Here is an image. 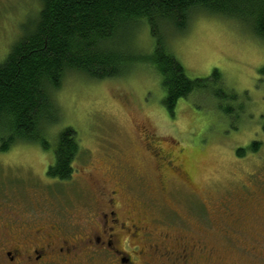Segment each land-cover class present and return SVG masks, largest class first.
Returning <instances> with one entry per match:
<instances>
[{
	"label": "rangeland",
	"instance_id": "1",
	"mask_svg": "<svg viewBox=\"0 0 264 264\" xmlns=\"http://www.w3.org/2000/svg\"><path fill=\"white\" fill-rule=\"evenodd\" d=\"M40 7V0H0V61L32 31ZM161 32L190 78L219 69L234 93L226 98L233 115L205 90L179 98L170 113L159 77L146 64L101 80L69 72L53 93L60 119L47 128L49 148L15 142L0 150V211L16 217L13 208L20 207L43 220L68 221L64 237L83 243L94 220L103 222L96 212L106 209L102 192L116 189L122 220L150 219L154 234H186L197 244L190 264H264V40L239 20L198 11L183 33L168 26ZM154 45L141 25L127 47L148 53ZM65 126L76 131L80 152L72 176L55 180L46 169ZM252 140L260 143L257 151L236 152ZM156 142L166 161L187 172V184L158 166Z\"/></svg>",
	"mask_w": 264,
	"mask_h": 264
},
{
	"label": "trees",
	"instance_id": "2",
	"mask_svg": "<svg viewBox=\"0 0 264 264\" xmlns=\"http://www.w3.org/2000/svg\"><path fill=\"white\" fill-rule=\"evenodd\" d=\"M32 31L21 37L0 61V150L15 142L50 144L47 128L59 121L53 93L69 72L101 80L125 75L134 65L146 64L159 77L163 104L172 113L179 98L205 90L229 116L233 108L221 72L213 68L205 78H190L168 50L161 27L183 33L195 12L226 16L245 24L264 40V0H40ZM149 27L152 51L130 52L127 44L135 29ZM264 118V116H263ZM264 129V121H263ZM53 161L46 174L55 180L72 176L80 152L76 131L65 126L55 134ZM252 140L246 150L257 151Z\"/></svg>",
	"mask_w": 264,
	"mask_h": 264
},
{
	"label": "flooded vegetation",
	"instance_id": "3",
	"mask_svg": "<svg viewBox=\"0 0 264 264\" xmlns=\"http://www.w3.org/2000/svg\"><path fill=\"white\" fill-rule=\"evenodd\" d=\"M150 140L153 142L152 138ZM151 147L155 151L149 153L156 154L158 166L165 167L170 176L187 184L189 176L180 164L166 161L167 156L161 155L164 150L159 143ZM158 159L165 160V164ZM164 189L160 185V190ZM117 192L116 189L102 192L106 209L96 212L103 222L94 220V225L81 238L85 239L83 243H70L64 237L68 221L59 222L54 218L51 221L49 217L43 220L20 207L13 208L18 210L14 213L16 217L3 214L1 210L0 264H190L196 243L190 242L186 234L173 238L161 230L154 234L155 229L149 226L150 219L126 215L122 220L116 210Z\"/></svg>",
	"mask_w": 264,
	"mask_h": 264
}]
</instances>
